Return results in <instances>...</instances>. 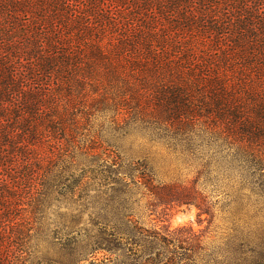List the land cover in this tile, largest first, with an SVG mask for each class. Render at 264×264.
Segmentation results:
<instances>
[{"label": "trees", "instance_id": "trees-1", "mask_svg": "<svg viewBox=\"0 0 264 264\" xmlns=\"http://www.w3.org/2000/svg\"><path fill=\"white\" fill-rule=\"evenodd\" d=\"M138 130L191 134L264 179V0H0V264H85L126 245L117 264H200L192 229L145 228L131 195L86 193L132 184L149 207L213 218L106 144ZM61 201L71 214H55Z\"/></svg>", "mask_w": 264, "mask_h": 264}, {"label": "rangeland", "instance_id": "rangeland-1", "mask_svg": "<svg viewBox=\"0 0 264 264\" xmlns=\"http://www.w3.org/2000/svg\"><path fill=\"white\" fill-rule=\"evenodd\" d=\"M136 132L116 138L106 135V144L118 150L125 163H144L153 178L152 187L166 189L161 195H175L169 188L184 187L196 203L209 207L213 218L199 216L193 206L171 203L169 210L149 207L147 203L151 199L146 195L155 194L132 184L128 192L119 194L110 189L116 186L119 189L111 181L94 180L89 183L87 195L101 199L109 195H131L134 220L143 227L170 232L192 229L205 247L200 264L226 263V259L227 264H264V179L232 152L211 147L191 134ZM54 210L59 217L73 211L65 201ZM57 239H64L62 232ZM43 248V253L50 249L46 245ZM51 248L52 254L58 252L57 247ZM128 248L129 245L122 246L121 252L116 251L112 256L96 253L85 264H117L122 259L121 253L128 254ZM234 258L237 261H232Z\"/></svg>", "mask_w": 264, "mask_h": 264}]
</instances>
